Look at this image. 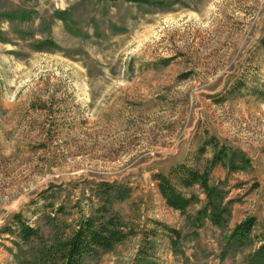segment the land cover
I'll return each mask as SVG.
<instances>
[{
    "label": "rangeland",
    "instance_id": "1",
    "mask_svg": "<svg viewBox=\"0 0 264 264\" xmlns=\"http://www.w3.org/2000/svg\"><path fill=\"white\" fill-rule=\"evenodd\" d=\"M262 37L264 0H0V264L58 259L88 219L134 234L82 264H264ZM175 168L208 171L224 225Z\"/></svg>",
    "mask_w": 264,
    "mask_h": 264
},
{
    "label": "trees",
    "instance_id": "2",
    "mask_svg": "<svg viewBox=\"0 0 264 264\" xmlns=\"http://www.w3.org/2000/svg\"><path fill=\"white\" fill-rule=\"evenodd\" d=\"M260 40L264 46V37ZM211 162L213 163V161ZM178 170L176 169L175 173L178 175L183 187H190L196 184L204 194L205 202L198 213L202 217L208 218L212 223L224 225L227 221L225 217L227 208L223 203V194L217 186L209 182L208 171L205 169L200 172L193 168ZM157 177L159 191L164 199L165 205L168 207L184 213L187 207L197 199L195 194L184 195L175 189L162 174H158ZM107 223L108 225H112V227L104 223L95 226L93 219H88L87 222L81 223L75 232L63 243L59 258L50 262H43L42 264H82L86 256H94L99 251H109L116 242H122L128 234H134L133 228L128 227L126 224H120V228L118 229L113 227L110 220ZM254 225L255 220L253 217L246 218L231 231L229 241H233V243L238 245L244 243L249 237ZM161 226L169 231L172 229L163 223ZM126 228L128 230L127 232L124 230ZM20 230L26 239L36 233L34 228L28 226H22ZM149 244L150 247H153L151 241ZM153 264L158 263L153 262Z\"/></svg>",
    "mask_w": 264,
    "mask_h": 264
},
{
    "label": "crops",
    "instance_id": "3",
    "mask_svg": "<svg viewBox=\"0 0 264 264\" xmlns=\"http://www.w3.org/2000/svg\"><path fill=\"white\" fill-rule=\"evenodd\" d=\"M171 208V207H170ZM174 210V209H173ZM177 211V210H176ZM179 212V211H178Z\"/></svg>",
    "mask_w": 264,
    "mask_h": 264
}]
</instances>
